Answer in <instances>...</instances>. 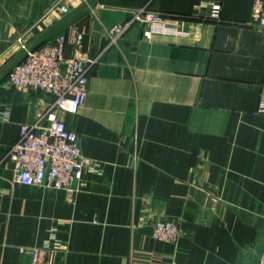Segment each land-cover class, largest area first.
I'll list each match as a JSON object with an SVG mask.
<instances>
[{"label": "crops", "instance_id": "1", "mask_svg": "<svg viewBox=\"0 0 264 264\" xmlns=\"http://www.w3.org/2000/svg\"><path fill=\"white\" fill-rule=\"evenodd\" d=\"M98 0L47 38L75 27L94 57L77 114L56 113L96 165L68 189L24 185L0 164V264H255L264 249V27L252 0ZM57 0H0V69L59 21ZM69 13L84 0H62ZM146 7L177 33L131 24ZM40 44V45H42ZM39 45V46H40ZM72 53V47H67ZM0 78V155L21 123L38 120L51 95ZM174 219L175 243L152 237Z\"/></svg>", "mask_w": 264, "mask_h": 264}, {"label": "built area", "instance_id": "2", "mask_svg": "<svg viewBox=\"0 0 264 264\" xmlns=\"http://www.w3.org/2000/svg\"><path fill=\"white\" fill-rule=\"evenodd\" d=\"M205 6L209 9L205 18L219 19L218 2L211 0ZM53 8L60 15L70 11L62 0H57ZM131 24L141 26L145 36L178 32L160 12L140 7L130 20L110 27L109 34L117 36ZM249 24L264 27V0H252ZM82 37V31L69 27L28 52L8 74L12 87L41 91L53 98L38 120L20 124L18 139L0 155V164L3 161L13 164L18 183L68 189L71 184L81 182L85 169L96 170V165L81 150L79 134L56 113L62 110L77 114L86 98L90 69L96 59L79 53ZM68 46L72 47V53L67 52ZM182 236L183 230L174 219L156 220L152 224V237L157 240L175 243ZM48 251L49 243L31 249L32 263L44 264ZM255 264H264V249Z\"/></svg>", "mask_w": 264, "mask_h": 264}, {"label": "water", "instance_id": "3", "mask_svg": "<svg viewBox=\"0 0 264 264\" xmlns=\"http://www.w3.org/2000/svg\"><path fill=\"white\" fill-rule=\"evenodd\" d=\"M96 1L98 0H84L81 6H79L76 10L67 13L61 21H59L37 37L25 42L24 45L19 49V51L11 58V60L0 69V78L9 73L18 63H20L28 52L34 50L47 38L61 30L63 27L67 26L80 15L86 13L89 9H91Z\"/></svg>", "mask_w": 264, "mask_h": 264}, {"label": "rangeland", "instance_id": "4", "mask_svg": "<svg viewBox=\"0 0 264 264\" xmlns=\"http://www.w3.org/2000/svg\"><path fill=\"white\" fill-rule=\"evenodd\" d=\"M25 43V41H20V43H19V47L21 48L22 46L21 45H23ZM19 48V49H20Z\"/></svg>", "mask_w": 264, "mask_h": 264}]
</instances>
